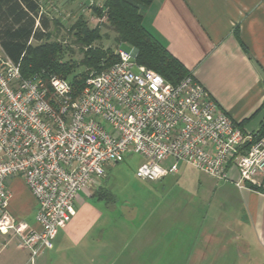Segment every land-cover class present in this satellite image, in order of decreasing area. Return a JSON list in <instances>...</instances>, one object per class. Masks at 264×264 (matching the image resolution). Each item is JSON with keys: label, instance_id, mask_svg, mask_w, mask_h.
Returning a JSON list of instances; mask_svg holds the SVG:
<instances>
[{"label": "built area", "instance_id": "obj_1", "mask_svg": "<svg viewBox=\"0 0 264 264\" xmlns=\"http://www.w3.org/2000/svg\"><path fill=\"white\" fill-rule=\"evenodd\" d=\"M115 53L73 93L58 76L23 77L0 48V234L16 235L30 264L75 214L76 194L126 154L143 158L135 171L143 180L180 164L228 180L234 166L237 187L264 189V135L243 130L191 72L171 83L131 51ZM15 175L35 200L38 228L9 210L5 180Z\"/></svg>", "mask_w": 264, "mask_h": 264}, {"label": "crops", "instance_id": "obj_2", "mask_svg": "<svg viewBox=\"0 0 264 264\" xmlns=\"http://www.w3.org/2000/svg\"><path fill=\"white\" fill-rule=\"evenodd\" d=\"M142 23L243 130L254 134L264 126V82L255 66L264 71V0H152ZM227 176H208L214 211L210 223L198 226L199 253L229 251L264 264V189L237 187L234 166ZM5 184L12 194L10 212L38 228L36 203L22 178L15 175ZM106 196L101 180L80 190L75 214L32 264H116L122 235L119 221L101 206ZM28 255L16 235L0 234V264H30Z\"/></svg>", "mask_w": 264, "mask_h": 264}, {"label": "rangeland", "instance_id": "obj_3", "mask_svg": "<svg viewBox=\"0 0 264 264\" xmlns=\"http://www.w3.org/2000/svg\"><path fill=\"white\" fill-rule=\"evenodd\" d=\"M38 1L51 20L50 40L68 36V27L81 16L90 27L105 22L93 10L104 0ZM58 25L62 27L56 29ZM99 30L101 38L95 44L116 52L114 33L102 25ZM72 48L75 52L66 50L64 57L77 61L81 54L76 46ZM123 49L131 51L127 47ZM82 69L77 66V71ZM142 161L140 155L126 154L121 161L107 165L106 175L101 179L102 189L107 193L101 199V206L106 214L119 221L118 233L122 235L116 264H255L254 260L248 261L246 256L229 251L216 256L203 250L204 255H200L201 232L197 229L203 220L211 222L214 211V181L210 177L180 164L177 173L147 181L135 175ZM143 239L147 243L146 252Z\"/></svg>", "mask_w": 264, "mask_h": 264}, {"label": "trees", "instance_id": "obj_4", "mask_svg": "<svg viewBox=\"0 0 264 264\" xmlns=\"http://www.w3.org/2000/svg\"><path fill=\"white\" fill-rule=\"evenodd\" d=\"M151 2L104 0L93 10L99 19L105 18V22L90 27L81 16L68 27V36L50 40L51 20L38 0H0V48L9 59L19 64L23 77L58 76L67 80L73 93H77L91 72H99L117 60L110 47L95 44L101 38L99 29L102 25L114 33L113 40L118 48L136 50V63L156 71L171 83H177L190 71L143 25L144 13ZM60 27L55 26L56 29ZM72 45L81 54L77 61L64 57L66 50L75 52ZM77 66L83 69L77 71ZM262 135L264 126L254 133L255 137Z\"/></svg>", "mask_w": 264, "mask_h": 264}, {"label": "water", "instance_id": "obj_5", "mask_svg": "<svg viewBox=\"0 0 264 264\" xmlns=\"http://www.w3.org/2000/svg\"><path fill=\"white\" fill-rule=\"evenodd\" d=\"M131 52L134 55L136 53V50L134 48H132ZM255 66H256V68H257V70H258V72H259V74H260V76H261V78L263 79V82H264V71L261 70V68L258 67L257 65H255ZM263 123H264V119H263Z\"/></svg>", "mask_w": 264, "mask_h": 264}]
</instances>
